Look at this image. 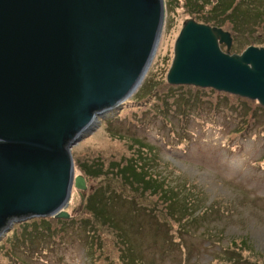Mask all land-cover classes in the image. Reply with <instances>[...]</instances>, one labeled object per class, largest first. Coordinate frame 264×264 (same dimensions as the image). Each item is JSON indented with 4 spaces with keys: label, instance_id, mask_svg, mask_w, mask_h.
I'll use <instances>...</instances> for the list:
<instances>
[{
    "label": "water",
    "instance_id": "95a60500",
    "mask_svg": "<svg viewBox=\"0 0 264 264\" xmlns=\"http://www.w3.org/2000/svg\"><path fill=\"white\" fill-rule=\"evenodd\" d=\"M163 19L164 0H0V239L29 218L72 217L87 184L71 148L138 88ZM232 42L184 20L166 81L264 107V46Z\"/></svg>",
    "mask_w": 264,
    "mask_h": 264
},
{
    "label": "rangeland",
    "instance_id": "374dc122",
    "mask_svg": "<svg viewBox=\"0 0 264 264\" xmlns=\"http://www.w3.org/2000/svg\"><path fill=\"white\" fill-rule=\"evenodd\" d=\"M209 1L214 3L213 0L203 2ZM252 1L238 5L237 13L233 16L239 26L237 29L233 30L229 21L222 25L235 37L231 52L235 49L240 52L249 45L264 46V41L255 37L261 34L259 38H264V0ZM187 2L191 6L189 9H186L185 0H164V19L158 44L138 88L125 103L114 108L115 112L111 111L102 118L90 134L71 148L75 170L80 172L83 164H101L105 167L112 164L113 170L125 164H146L150 174L167 183L177 195L172 204L173 209L168 206L167 198H162L161 203L158 194H138L136 189H130L119 178L118 173L109 170L94 179L86 178L87 188L82 191V202L79 191L72 189L67 210L73 214L68 219L75 221V225L67 227L74 225V229H78L79 220H89L90 210L85 209L86 198L99 186V190H103V185H106L107 189L123 194L108 200L103 198L100 205L104 206L103 219L102 215L92 212L85 230H81L84 240L81 245L80 240L69 236L62 246L43 251L41 256L34 259L33 255L24 253L26 236H21L14 244L10 242L11 231L19 225L14 223L0 239V247L3 245L0 249V264H223L224 256H229L232 251L238 253L237 257L246 258L250 262L248 264H264V159L259 163L260 168L255 162L264 154L263 122L231 138L228 132L238 126L239 115L235 116L234 112L229 119L222 113L215 119H209L206 114L201 120L189 117L183 126L179 120H182V114H173L178 107L176 102H173L172 114L165 117L160 113L155 116L153 112L142 111L148 103L159 104V96L169 95L174 87L179 86L169 84L166 73L182 22L186 18L203 22L205 19L200 15L211 12L217 16L221 11V2L227 0H218L217 10L211 12L212 2L200 8L202 11L195 12L190 9H198L201 6L199 0ZM255 9L262 13L258 15ZM137 91L142 94L141 98L147 97V103L138 99L137 103L130 101L137 97ZM212 93V98L201 94L200 105L204 112L207 110V99L215 100L224 95L228 98L227 105L239 102H245L250 107L259 105L256 100L223 91L214 90ZM113 115L118 116L117 121L104 122L105 118ZM135 119H139L140 126L136 125L138 122ZM182 132L183 136L191 134L190 139L185 141L183 136L180 137ZM137 141L142 142L140 145L145 149L138 146ZM182 196L185 204L186 201L196 200L188 214L196 211L201 203H212L204 211L199 223L188 224L191 233L189 229L184 233L178 229V226L182 229L185 225H181L184 213L179 211ZM166 203L167 211L164 208ZM156 206L157 211H153ZM148 211H152V214L146 213ZM52 222L55 224V221ZM31 227L21 224L20 229L29 230ZM198 230H203L200 235ZM75 232L77 234L74 235L80 236V232ZM206 233L210 238H205ZM34 234L40 235L42 232L34 230ZM206 239L209 241L206 242ZM241 239H246L247 244ZM57 241L60 242L59 239ZM16 245L20 246L22 253ZM216 250L220 253H214ZM41 251L35 247L31 254L38 255ZM211 252L218 259H212L211 254L208 255Z\"/></svg>",
    "mask_w": 264,
    "mask_h": 264
},
{
    "label": "trees",
    "instance_id": "16d2710c",
    "mask_svg": "<svg viewBox=\"0 0 264 264\" xmlns=\"http://www.w3.org/2000/svg\"><path fill=\"white\" fill-rule=\"evenodd\" d=\"M192 1V0H190ZM204 0H199L198 3L201 4V6H199V8L195 9V8H191L190 10H192V12H195L197 10L202 11V7H204V5L206 3L212 2H203ZM214 3L212 2L211 4V9L209 10L210 12L212 10H217L216 8V4L220 3L218 2V0H213ZM186 2V9H189V7H191L190 5H188L187 0H185ZM246 3V2H253L252 0H227V2H221L222 7L220 8V14L217 16L215 14H212V12L210 14H205V16H201L202 18L205 19V21H203L204 23H208L211 25H216L219 27H222V25L226 22L229 21L230 27L235 30L237 29V27H239L237 24V20L236 18H233V16L237 13V9H238V5L241 3ZM251 7H254L252 3H250ZM256 10V9H255ZM258 11V10H256ZM258 15H260L262 12L258 11L257 12ZM196 18V15L194 16ZM188 19V18H186ZM185 19V20H186ZM264 34V32L262 33ZM233 39H235L234 35H232ZM259 41H264V38H259L261 37V34H258L255 36ZM234 43H236L234 41ZM223 47V46H222ZM233 52H237L236 49L233 50ZM177 90V91H176ZM176 91V93H175ZM212 91H214V89L212 88H208V89H204V88H194V87H186V86H177L174 87L173 91L171 90L170 94H164L162 97L159 96V99H157V101L159 102V104H156L154 102L152 103H148V105L146 106L145 109H143L142 111L144 113H148V111L153 112L155 116H159V113L161 114V116L163 115L165 117V115H171L172 114V110H173V102H176L178 107L175 109V111L173 112V114H182V120L179 119L180 121H182V125L184 126V122H186L187 118L191 117V118H195L198 120H201L204 116V114H206V116L209 119H215V117L221 115L220 113H222L224 115V117H226L227 119L231 118V113L234 112L238 117V126L236 128H232L230 129V131L228 132V137H235L236 134L241 135L243 132L247 131L248 129H252L256 126H259V122H263L264 124V107L261 106L258 102L259 105L250 107L247 103L245 102H239L236 103L234 105L230 104L227 105V101L228 98L227 96H221L218 99L215 100H208L205 101V106L207 107V110L204 112L201 109V94L206 95V97L208 98H212V96L210 95L213 94ZM143 93V92H142ZM137 97H134V99H130V101H135L137 103V100L143 103H147L146 98H141L140 96H142V94H139L138 91L136 92ZM129 101V100H128ZM128 101L126 103H128ZM125 103V102H124ZM134 103V104H136ZM182 103V105H181ZM151 108V109H150ZM115 112V110H113L111 113ZM118 116L117 115H113L110 116L109 118H105L104 122H107L108 120H113V121H117ZM162 119V118H161ZM225 119V118H223ZM135 121H137L138 123H136V125L140 126L141 122H139V119H135ZM165 123H169L170 125L172 124L171 122H166L165 120H163ZM184 123V124H183ZM105 127H108V125H105ZM184 135V132H182L180 134V137H182ZM191 137V134H188L186 136H183L182 138L186 141L189 140ZM138 146L140 144H142V142H138L136 143ZM141 148L143 149V145H140ZM229 147H231V145H227ZM145 149V148H144ZM145 155V154H144ZM264 159V154L258 158L255 162L257 163V167L260 168V162L263 161ZM84 167L81 170V174L84 176L85 180L87 177L91 178H95L97 176H100L101 174L104 175L107 171H114L116 173H118L119 178L121 180H123L124 182H126V184L128 185V187L134 188L138 191V194H141V192L143 193H152L153 195H157V198L159 199V201L162 203L163 199L162 198H167V203L168 206L173 209L172 204L175 202V198L177 197V195H175V193L173 192L172 188L167 184L164 183L161 179H158L157 176H152L150 174V170H148V166L146 164H135V165H131V164H125L122 165L120 167H117L116 169H112V164H108L106 167L104 165L101 164H83ZM264 169V167L262 168ZM113 172V173H114ZM101 186H99L95 192L88 196L87 202L85 203L86 207L85 209L90 210V218L89 220H91L92 218V212H96L97 215H102L104 214L103 212V207H101V201L103 200L104 197H106V199L108 200L109 198H115V196H122L123 194H121L120 192H115L112 189H107L106 185H103V190H99ZM107 192H110L107 195ZM107 195V196H106ZM127 197V195H125ZM195 199H192L191 201H186L185 204V200L184 197L182 196V203L180 205V213H182L181 211H183L184 214L182 219H181V225L182 223L185 224L184 226H182V229L180 226H178L179 231L182 230V232L184 233L185 230H188V224H195V223H199L201 217L203 216L204 211L208 208H210V205L212 203H208L205 204L201 203L200 205H198L199 207L197 208L196 211L202 209V211L200 213H195L196 211L194 210L192 212V214H188L187 212H190V206L195 202ZM176 202H178V199L176 200ZM167 203L164 206L165 211H167ZM143 206V205H142ZM145 208H147L146 206H143ZM158 206H156L153 211H157ZM153 208V207H152ZM151 208V210H152ZM146 213H149L150 215L152 214V211H148ZM174 213V212H173ZM172 214V213H170ZM50 218H45V217H34L31 220H26L24 222L19 223V225L17 226V228L11 232L12 236H11V243L14 244L16 243V241L18 239H20L21 236L23 237H27L26 242L24 241V253L26 254H30L34 256V259L41 256L43 254V251H47L48 249H53V248H57L59 246H62L65 243V240L67 237L71 236L75 239L80 240V245L84 242V240H82V229L85 230L86 225L88 224L89 220L87 222L84 220H79L80 225L78 226V229H74V223L75 221H71L70 219H66L63 220L61 218H55L54 216H49ZM51 218H54L56 220H52ZM102 219H103V215H102ZM55 221V224L52 222ZM105 222V221H103ZM106 223V222H105ZM21 224H29L32 227L28 230H21L20 226ZM71 224H74L73 226H71V228H68L67 226H70ZM94 224V223H93ZM78 225V224H77ZM165 226H167L165 224ZM77 228V227H76ZM80 229V230H79ZM34 230H39L42 232V234L37 235L34 234ZM74 230V231H73ZM78 231L80 232V236H76L74 234H77ZM201 230H198L199 235L202 233ZM189 233H191V230L189 229ZM175 234H178L177 232H175ZM50 235H53L54 238H51ZM58 236V237H57ZM205 238H210V236L206 233L204 234ZM7 237V236H6ZM60 240V242H58L57 240ZM6 240H4V247L6 244ZM97 241V240H96ZM209 239H206V242H208ZM241 241H244L245 244L246 243V239H241ZM233 243V242H231ZM34 244H36L37 246H35ZM3 246V245H2ZM2 246L0 247V249L2 250ZM17 248L19 249V252H23L22 249H20V246L16 245ZM36 247V249L38 250H42L38 255L35 254H31V252L34 250V248ZM214 253H220L219 251H214ZM213 252L208 253L211 254L210 256L213 258H217L218 256L214 254ZM228 253V252H226ZM214 254V255H212ZM230 255H226L224 256V260H223V264H248L250 263L249 261H247L246 258H241L240 256L237 257L238 253L235 251H232L231 253H229ZM10 256V255H9ZM223 256V255H222ZM20 258H22L20 256ZM16 261V260H15ZM22 264H27L25 262H23Z\"/></svg>",
    "mask_w": 264,
    "mask_h": 264
}]
</instances>
